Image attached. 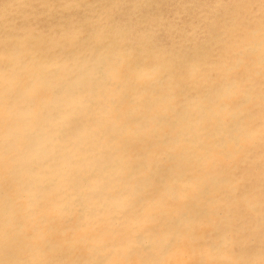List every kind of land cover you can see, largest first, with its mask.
<instances>
[{"label": "clouds", "instance_id": "9594fccd", "mask_svg": "<svg viewBox=\"0 0 264 264\" xmlns=\"http://www.w3.org/2000/svg\"><path fill=\"white\" fill-rule=\"evenodd\" d=\"M0 264H264V0H0Z\"/></svg>", "mask_w": 264, "mask_h": 264}]
</instances>
